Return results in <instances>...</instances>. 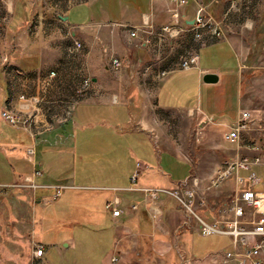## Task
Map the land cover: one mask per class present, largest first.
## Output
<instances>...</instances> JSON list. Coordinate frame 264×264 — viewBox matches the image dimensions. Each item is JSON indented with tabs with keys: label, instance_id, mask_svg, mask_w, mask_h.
Returning a JSON list of instances; mask_svg holds the SVG:
<instances>
[{
	"label": "crops",
	"instance_id": "1",
	"mask_svg": "<svg viewBox=\"0 0 264 264\" xmlns=\"http://www.w3.org/2000/svg\"><path fill=\"white\" fill-rule=\"evenodd\" d=\"M199 5L218 27V36L200 31L204 47L193 30ZM174 8L170 0H0V49H12L0 64V113L8 109L36 122L31 130L11 126L15 137L1 140L0 132V187L21 178L5 165H19L18 149L25 160L30 146L35 156L39 147L53 154L52 147L60 146L59 154L73 157L77 131L124 139L130 164L122 175L109 171L79 181L73 173L51 175L39 185L34 178L41 188L28 191L32 204H51L53 216L2 217L0 226L11 233L5 234L9 241L0 234L1 249L13 255H0V264H111L112 257L117 264H184L181 256L189 264H208L229 247V238L226 245L204 243L177 203L163 196L150 202L139 189L202 192L225 163L264 161V0H186L178 23ZM164 27L175 30L171 37ZM75 41L82 45L78 51ZM193 54L197 67L181 69V60ZM112 58L120 61L117 71ZM205 76L216 80L204 83ZM84 82L88 99L78 101ZM242 111L250 114L248 131L226 143L223 135ZM64 116L46 130L54 117ZM252 171L264 184V167ZM96 177L101 184L82 182ZM234 184L228 180L220 191ZM56 187L64 188L57 197ZM112 202L122 211L117 218L105 207ZM85 230L93 238L86 240Z\"/></svg>",
	"mask_w": 264,
	"mask_h": 264
},
{
	"label": "built area",
	"instance_id": "2",
	"mask_svg": "<svg viewBox=\"0 0 264 264\" xmlns=\"http://www.w3.org/2000/svg\"><path fill=\"white\" fill-rule=\"evenodd\" d=\"M175 8L172 11V17L175 23H178L180 18V9L186 5V0H170ZM239 1V0H238ZM208 29L211 36H218V27L214 25L213 21L206 17V10L203 6H200L196 12L193 30L195 32V40L200 43L201 47L206 46V42L202 41L200 31ZM164 33L171 37V34L175 31L171 27H164L162 29ZM179 33V30L177 31ZM130 37H135V32H131ZM81 43L75 41L73 43V49L75 51L80 50ZM198 55L193 54L186 58H183L180 62V67L183 70H190L197 67ZM110 67L112 70L117 71L120 69L121 64L117 58L110 60ZM54 73L49 74V78H52ZM167 73L160 74V79H164ZM88 82H84L82 85V91L87 89ZM20 100H26L23 95L19 97ZM0 117L8 125L16 128H24L27 130L34 129L36 122L30 117H22L8 109H4L0 113ZM64 117H54L52 124L46 127V130L54 128L55 124H60L65 121ZM250 123V114L247 111H242L238 120L231 128L230 131L223 135V140L226 143L234 144L237 142L239 134L248 131ZM40 130H34L32 133L39 134ZM25 158L29 163H32L35 167L34 147H27L25 150ZM262 166L264 167V161L260 157L255 158H242L237 161L225 163L220 170L216 172V177L210 181V188L214 189L220 186V184L232 175L233 172H237L239 169L250 170L251 167ZM42 172L37 171L34 168L33 174L29 177H25L24 185H15V187L26 186L32 190L41 188L36 186L33 182L34 178L41 177ZM132 183L136 181V175L131 179ZM247 188L240 193L234 200L225 204L223 207V213L227 215L224 218L222 215L215 219H201L199 215L195 213L197 207H203L207 205V201L203 198H196L195 189L180 190V189H139L144 194L145 200L150 202L158 201V197L161 194H165L175 199L178 206L186 213L188 217L194 219L197 225L198 234L203 238H209L211 236L229 235L230 243L229 247L214 253L209 257L208 264H264V191H256L255 187L262 184V179L258 177L253 171L249 173L247 178ZM63 187H56L55 197L59 196ZM133 190V189H132ZM136 190V189H135ZM117 203L112 202L106 204V210L110 211L114 218L119 217L122 211L116 206ZM132 209H136L132 206ZM43 252V248L39 247L35 250V255L40 257ZM184 264H189L184 256L180 257ZM118 259L116 257L111 258V264H117Z\"/></svg>",
	"mask_w": 264,
	"mask_h": 264
},
{
	"label": "rangeland",
	"instance_id": "3",
	"mask_svg": "<svg viewBox=\"0 0 264 264\" xmlns=\"http://www.w3.org/2000/svg\"><path fill=\"white\" fill-rule=\"evenodd\" d=\"M199 5L197 7H200ZM205 8V7H204ZM196 10V12H197ZM206 10V9H205ZM3 10H0L2 12ZM2 16V14H0ZM4 20V18H2ZM12 52V49L2 50L0 49V64L3 62V58H7L9 54ZM2 66L0 65V70ZM8 73L5 72V76ZM8 78V77H7ZM6 78V80H7ZM88 99V96L86 93L83 92V94H80L79 100H86ZM54 106V105H53ZM56 125V124H55ZM0 132L2 133L1 140L6 136H14L17 135V132L8 124L3 122L0 119ZM96 132V131H95ZM97 133V132H96ZM92 131L87 132L86 134H82L80 132H76L75 139L72 141V147L76 149V154L73 157H65L62 154H59L58 151H60V146H54L53 154H44L43 153V147H39L37 150V155L34 158V163L36 164V170L42 172V176L44 178L37 177V180L35 181L36 185L42 184L45 182L46 177H50L53 175L65 177L70 173H73V175H76L79 181L80 177H86V176H93V175H101L106 172H115L117 175L126 174L129 170V165L126 155V142L124 139L119 138L115 136L114 134L111 135V133H99L96 134ZM89 135V136H88ZM22 136H19V138ZM74 142V143H73ZM55 152V153H54ZM23 151H19L18 149V162L17 165H12L10 162H5L6 167H12L14 170L20 172L21 178L18 179L16 182L18 185H24V179L27 175L33 174V165L32 163L27 162L24 159ZM254 167H251L250 170H244L239 169L237 172H233L232 175L229 176V178H226L219 187L217 188H210V184L208 189L205 191L203 190L201 193L197 192L196 190V198L197 199H205L207 201V205L203 207H197L194 211L197 215L200 216L201 219H206L205 215L214 214L216 216H223L224 218H227V215L223 213V207L225 204L229 203L231 200H234L237 196L240 195L241 192L246 190L247 188V178L249 176V173L253 170ZM18 175V174H17ZM79 176V178H78ZM83 179V178H82ZM234 179V187L233 189H230L228 192H221L220 188L221 185L226 183L229 180V183H231ZM77 181V182H78ZM83 183L86 184H101V181H99V178H88L83 179ZM17 185V184H15ZM15 185H12L10 187H0V204L1 207H5V209L0 210V219L2 217L9 218V217H20L22 219L27 218H35V219H45V218H51L53 215L54 206L51 204L49 205H33L32 199L28 194L29 190H32L29 187L26 186H19L15 187ZM256 191H264V184H260L255 187ZM163 196L165 198L172 199L175 203V199L167 196L165 194L159 195L158 199ZM13 202V203H20L24 207L21 210H10L7 209V203ZM223 206V207H222ZM109 229V227H108ZM79 229H77V233H79ZM87 233V238H93V231L92 230H85ZM6 233H11L10 229H8L6 226H0V234L5 235ZM86 235V234H85ZM220 236V237H218ZM214 235L209 238H205L207 240L203 241L204 243H213L215 241H223V244L226 245L228 241L230 240L229 235ZM226 237V238H221ZM7 236H3V240H7ZM82 241H84V235L82 237ZM229 238V240H228ZM0 240L2 238L0 237ZM9 241V238H8ZM81 241V243H82ZM3 244L2 241H0V255L2 256H11L13 255L12 250H3L1 249V245ZM11 244V243H10Z\"/></svg>",
	"mask_w": 264,
	"mask_h": 264
},
{
	"label": "water",
	"instance_id": "4",
	"mask_svg": "<svg viewBox=\"0 0 264 264\" xmlns=\"http://www.w3.org/2000/svg\"><path fill=\"white\" fill-rule=\"evenodd\" d=\"M214 80H216V78L213 76H205L203 78L204 83H214L215 82Z\"/></svg>",
	"mask_w": 264,
	"mask_h": 264
}]
</instances>
